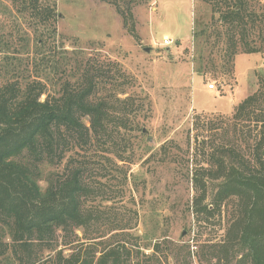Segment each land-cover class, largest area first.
<instances>
[{
    "label": "rangeland",
    "instance_id": "obj_1",
    "mask_svg": "<svg viewBox=\"0 0 264 264\" xmlns=\"http://www.w3.org/2000/svg\"><path fill=\"white\" fill-rule=\"evenodd\" d=\"M245 2L264 30V0ZM117 4L130 10L126 23ZM223 7V0H57L64 49L118 63L131 79L125 92L135 102L125 109L132 114L118 142L113 131L114 150L117 143L119 150L133 147V163L122 170L126 180L114 166L92 172L96 196L86 208L92 223L76 231L77 242L64 246L58 240L64 254L83 251L87 239L126 225L104 242L124 246L132 264H215L207 246L224 237L226 217L224 207L221 213L212 208L218 181L206 170L222 148L229 158L254 166L264 127L256 121L264 120V54L247 57L239 49L227 62L226 37L217 39L216 31ZM203 31L209 44L205 35L193 38ZM256 31L249 27L238 35L254 42ZM163 37L172 43L163 47ZM236 89L244 95L235 106L258 94L240 119L233 118L235 107L230 113L229 94ZM216 109L230 114L209 112Z\"/></svg>",
    "mask_w": 264,
    "mask_h": 264
},
{
    "label": "trees",
    "instance_id": "obj_2",
    "mask_svg": "<svg viewBox=\"0 0 264 264\" xmlns=\"http://www.w3.org/2000/svg\"><path fill=\"white\" fill-rule=\"evenodd\" d=\"M56 2L0 0L7 21L0 18V264H132L124 246L104 242L126 225L87 239L83 251L64 254L57 247L59 239L64 246L77 242L76 231L92 223L86 209L96 196L92 172L114 166L126 180L122 170L133 163V147L119 150L117 143L114 150L113 131L118 142L132 114L125 109L135 102L125 92L131 79L118 63L64 49ZM223 6L216 31L217 39L226 37L227 62L239 49L264 54V30L245 0H223ZM115 8L126 23L130 10ZM249 27L257 30L254 42L238 35ZM209 37H203L208 44ZM257 99L240 102L233 118H243ZM220 152L206 172L218 181L212 208L221 213L224 207L226 227L222 240L207 246L209 261L264 264V127L254 166L229 158L225 148Z\"/></svg>",
    "mask_w": 264,
    "mask_h": 264
},
{
    "label": "crops",
    "instance_id": "obj_3",
    "mask_svg": "<svg viewBox=\"0 0 264 264\" xmlns=\"http://www.w3.org/2000/svg\"><path fill=\"white\" fill-rule=\"evenodd\" d=\"M251 55H258V54H251ZM249 56L250 55H247V57H249ZM229 95H231L229 101H230V103H232V105H231V111H230V113H231L232 112V109L235 107V105L238 103V101L243 97L244 93L242 92V89H240V90H237L236 89L235 91H233V94H229ZM209 112L220 113V114H230V113H227V112L219 111L217 109L214 110V111H209Z\"/></svg>",
    "mask_w": 264,
    "mask_h": 264
},
{
    "label": "built area",
    "instance_id": "obj_4",
    "mask_svg": "<svg viewBox=\"0 0 264 264\" xmlns=\"http://www.w3.org/2000/svg\"><path fill=\"white\" fill-rule=\"evenodd\" d=\"M171 43H172L171 40H169V38H167V37H164V38L162 39V46H163V47H167V46H169ZM213 88H214V87H213L212 85H209V89H210V90L213 89Z\"/></svg>",
    "mask_w": 264,
    "mask_h": 264
},
{
    "label": "water",
    "instance_id": "obj_5",
    "mask_svg": "<svg viewBox=\"0 0 264 264\" xmlns=\"http://www.w3.org/2000/svg\"><path fill=\"white\" fill-rule=\"evenodd\" d=\"M182 235H184V234H182Z\"/></svg>",
    "mask_w": 264,
    "mask_h": 264
}]
</instances>
